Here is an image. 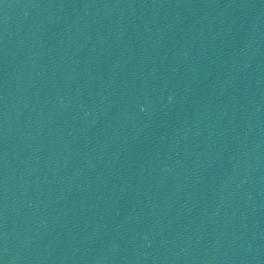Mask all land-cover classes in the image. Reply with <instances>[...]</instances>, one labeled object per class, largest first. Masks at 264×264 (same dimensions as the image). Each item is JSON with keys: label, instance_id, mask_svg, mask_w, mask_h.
<instances>
[{"label": "water", "instance_id": "obj_1", "mask_svg": "<svg viewBox=\"0 0 264 264\" xmlns=\"http://www.w3.org/2000/svg\"><path fill=\"white\" fill-rule=\"evenodd\" d=\"M0 264H264V0H0Z\"/></svg>", "mask_w": 264, "mask_h": 264}]
</instances>
